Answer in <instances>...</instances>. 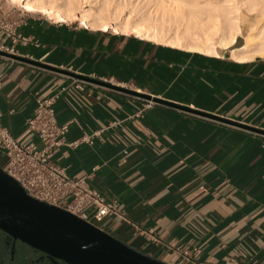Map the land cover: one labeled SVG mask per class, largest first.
Masks as SVG:
<instances>
[{
  "label": "crops",
  "instance_id": "1",
  "mask_svg": "<svg viewBox=\"0 0 264 264\" xmlns=\"http://www.w3.org/2000/svg\"><path fill=\"white\" fill-rule=\"evenodd\" d=\"M17 32L41 46L0 54L2 124L20 143L37 99L62 90L59 123L71 121L54 162L117 198L127 220L93 225L168 264H264V135L195 112L88 82L67 73L112 78L126 89L264 130V58L238 62L151 42L133 34L85 28L21 14ZM4 36L0 30V42ZM9 43V40H6ZM46 54V55H45ZM69 69V70H68ZM7 154L0 150V168ZM152 229L154 243L136 228ZM0 230V264H50ZM187 248L188 257L176 251Z\"/></svg>",
  "mask_w": 264,
  "mask_h": 264
},
{
  "label": "bare ground",
  "instance_id": "2",
  "mask_svg": "<svg viewBox=\"0 0 264 264\" xmlns=\"http://www.w3.org/2000/svg\"><path fill=\"white\" fill-rule=\"evenodd\" d=\"M13 1L26 13L56 22H77L90 29L133 34L156 44L206 55L217 56V49L226 50L238 62L264 58V0ZM168 29L173 34L166 35ZM239 38L242 46L233 49Z\"/></svg>",
  "mask_w": 264,
  "mask_h": 264
},
{
  "label": "built area",
  "instance_id": "3",
  "mask_svg": "<svg viewBox=\"0 0 264 264\" xmlns=\"http://www.w3.org/2000/svg\"><path fill=\"white\" fill-rule=\"evenodd\" d=\"M10 14V10H4L0 5V30L4 32L0 42V52L15 54L16 46L40 47L41 43L37 38L17 32L16 20L11 19ZM6 40H9L8 44ZM86 77L112 86L127 88L125 84L116 83L112 78L99 77L94 73ZM86 83L87 81L77 78L73 79L70 85L83 90ZM64 89L49 97L36 100L33 112L26 120L27 128L36 136L33 142L20 143L15 140L9 129L2 124L0 112V150L7 154L2 170L30 197L60 207L86 222L93 224L106 216L127 220L117 198H106L101 192L89 186L86 177L69 176L66 168L53 160L55 154L64 145L77 146L82 141L90 142V136H83L72 142L66 141L71 121L59 123L54 108ZM151 102L147 100L144 108L150 107ZM136 229L147 235L152 242L159 241L152 229L145 230L139 227ZM176 251L184 257L189 255L187 248L178 247Z\"/></svg>",
  "mask_w": 264,
  "mask_h": 264
},
{
  "label": "water",
  "instance_id": "4",
  "mask_svg": "<svg viewBox=\"0 0 264 264\" xmlns=\"http://www.w3.org/2000/svg\"><path fill=\"white\" fill-rule=\"evenodd\" d=\"M0 54L42 65L20 56L4 52ZM52 69L264 135V130L259 128L193 110L148 94H139L126 88L112 86L62 69ZM0 230L12 239V254L18 241L42 253L50 264H168L135 249L60 207L30 197L2 168H0Z\"/></svg>",
  "mask_w": 264,
  "mask_h": 264
},
{
  "label": "rangeland",
  "instance_id": "5",
  "mask_svg": "<svg viewBox=\"0 0 264 264\" xmlns=\"http://www.w3.org/2000/svg\"><path fill=\"white\" fill-rule=\"evenodd\" d=\"M0 5L2 6V8L4 9V10H10V15H11V19H13V20H17L18 18H19V16L21 15V14H29V15H34V16H42V15H40V14H32V13H26V11H24L22 8H21V6L17 3V2H15V1H13V0H0ZM145 12V11H144ZM43 17H45V16H43ZM47 18V17H46ZM53 20V19H52ZM53 21H55V20H53ZM77 23V22H76ZM79 24V23H78ZM171 29H173L174 30V27H171ZM173 30H171V31H169V29L168 30H166V35H170V34H173ZM217 40H218V38H217V36L214 38V41H215V43L217 42ZM243 42V40H242V38H239L238 39V41H237V43H235V45H234V47H233V49L235 48V49H237V48H240L241 46H242V43ZM237 46V47H236ZM218 53H225V54H228L229 55V53L225 50H223V51H221V50H219V49H217L216 50Z\"/></svg>",
  "mask_w": 264,
  "mask_h": 264
}]
</instances>
